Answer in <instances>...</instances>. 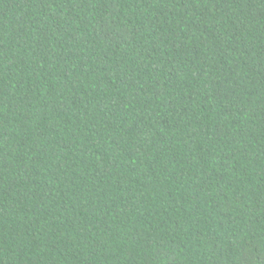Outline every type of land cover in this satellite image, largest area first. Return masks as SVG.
<instances>
[{
  "label": "trees",
  "instance_id": "16d2710c",
  "mask_svg": "<svg viewBox=\"0 0 264 264\" xmlns=\"http://www.w3.org/2000/svg\"><path fill=\"white\" fill-rule=\"evenodd\" d=\"M0 264H264V0H0Z\"/></svg>",
  "mask_w": 264,
  "mask_h": 264
}]
</instances>
